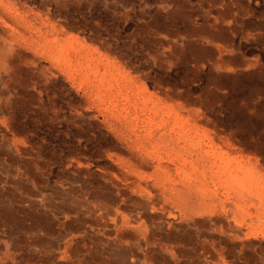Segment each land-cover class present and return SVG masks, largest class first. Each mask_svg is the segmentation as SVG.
<instances>
[{"label":"rangeland","instance_id":"374dc122","mask_svg":"<svg viewBox=\"0 0 264 264\" xmlns=\"http://www.w3.org/2000/svg\"><path fill=\"white\" fill-rule=\"evenodd\" d=\"M0 264H264V0H0Z\"/></svg>","mask_w":264,"mask_h":264}]
</instances>
